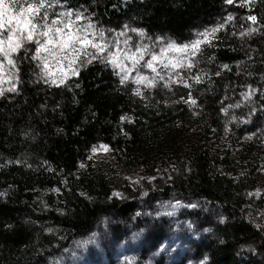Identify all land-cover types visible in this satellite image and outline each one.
Listing matches in <instances>:
<instances>
[{
  "label": "trees",
  "instance_id": "trees-1",
  "mask_svg": "<svg viewBox=\"0 0 264 264\" xmlns=\"http://www.w3.org/2000/svg\"><path fill=\"white\" fill-rule=\"evenodd\" d=\"M56 1L82 11L101 30L126 26L176 44L189 43L211 27L223 28L201 53L200 82L177 95L182 101L160 94L137 99L99 59L81 66L65 85H46L23 52L16 57V91L0 95V264H46L102 218L127 220L142 207L127 199L136 193L128 179L120 187L91 162L90 151L100 144L114 161L136 167L146 178L170 166L172 179L160 192L147 194L151 199L178 196L215 210L219 223L198 240L206 264H235L233 254L249 244L264 249V230L246 216V205L264 208V198L250 194L252 187L236 168L242 165L252 174L263 168L264 143L254 137L233 151L218 144L225 135L223 112L243 92L250 94L257 116L264 113V3ZM233 26L256 31L240 35ZM179 128L194 133L183 145L177 142Z\"/></svg>",
  "mask_w": 264,
  "mask_h": 264
},
{
  "label": "rangeland",
  "instance_id": "rangeland-1",
  "mask_svg": "<svg viewBox=\"0 0 264 264\" xmlns=\"http://www.w3.org/2000/svg\"><path fill=\"white\" fill-rule=\"evenodd\" d=\"M233 1L240 6L259 2L264 3V0ZM49 3L52 5L47 8L49 21L56 18V14L71 11L74 13L71 17L72 20H75V14L77 13L83 15L84 19L77 22L79 25L91 23L95 26L94 31L97 33L101 31L82 11L66 8L64 4L56 0H49ZM234 19L232 18L231 20L233 21ZM222 28L223 25L211 27L198 33L191 40L192 42L196 39H202L199 34L218 29L214 35L209 36V43L200 45V50L194 58L195 66L191 69L177 70L180 73V78L177 77L176 71L170 68L163 69L161 64L157 63L155 66L160 74L164 76L165 79L163 81H160L155 73L143 67V65L151 58V53H159L160 49L170 43V41L150 38L143 31L133 30L126 26L114 32L102 31L108 43L115 44V42H119L120 60L125 68L129 70V78L122 84L120 81L124 73L119 68L114 69L108 64L112 68L111 70L115 72L120 85L128 94L137 99L150 101L154 94L170 95L173 98H177V95L188 93L190 86L196 83L194 77H199L202 71V67L199 66L201 64L199 60H202V51L215 43L216 36ZM234 29L235 32H246L238 26L237 28L234 27ZM177 45L184 44L177 43ZM34 47L35 45L33 44L26 45L29 50ZM137 47H146L148 54H145L144 60L140 61L135 70H132L133 60L129 57L136 51ZM111 50L115 51L116 49L113 47ZM125 52L128 53L127 57L124 56ZM31 54V51H29L26 56L23 52L22 57L29 61L30 66L35 71L33 72L35 77L46 85L55 86L45 83L44 79H41L40 68L37 67L39 62L27 58ZM168 56L184 57L185 62H187V56L184 53L169 52ZM50 69L58 75V70L54 64L50 65ZM2 72L3 74L0 75V90L5 93L9 92L8 89L15 85L16 77L14 73H16V70L11 69L5 62ZM138 72L143 76L155 77L158 81L157 86L153 88L145 87L144 83L137 84L135 81L138 78ZM169 75L172 77L171 81L168 80ZM73 77L75 76L70 78ZM165 82L169 84V87L163 86ZM185 83L190 86L185 87ZM137 90L140 91L141 95L136 94ZM177 99L180 101L185 100L182 96ZM249 101L250 94H248V91L243 92L236 104L224 110L225 135L218 143L222 150L233 151L239 145V142L245 140L256 141V138L264 143V113L261 116H257V109ZM188 136L193 137L194 133L181 130V134L177 136L179 145H183ZM254 137L256 138L252 139ZM111 157L108 147L102 144L93 147L89 155L91 162L98 168L107 171L110 176L116 179L120 187L124 186L125 180L128 179L136 193L130 194L127 199L131 201L132 199L139 200L142 207L127 220H123L118 216L102 218L88 234L73 242L69 247L47 261L46 264H206L198 240L210 226L219 223L218 214L215 210H209L198 203L187 204L178 196L162 199L158 195L151 199L147 194L152 191L160 192L172 179L174 173L170 171V166H165V172H157L152 178H146L145 174L137 170L136 167L121 165ZM167 161L169 160L167 159ZM236 166L240 174L247 178L246 185L252 187L250 194L255 198H260L261 196L264 198V167L260 166L252 174L245 170L244 166ZM120 195H122L121 189L118 188L115 196L120 197ZM246 216L254 220L256 228L264 230L263 207H258L256 204H247ZM233 255L235 264H264V249L259 244H249L238 249L237 253Z\"/></svg>",
  "mask_w": 264,
  "mask_h": 264
},
{
  "label": "snow or ice",
  "instance_id": "snow-or-ice-1",
  "mask_svg": "<svg viewBox=\"0 0 264 264\" xmlns=\"http://www.w3.org/2000/svg\"><path fill=\"white\" fill-rule=\"evenodd\" d=\"M227 2L231 4L233 0H227ZM51 6L49 0H0V58H2L0 59V75L3 74L4 63L7 62L11 69L16 70L14 75L18 83L16 57L22 51L26 56L31 51L32 54L27 58L39 62L37 67L40 68L41 79H44L45 83L57 87L65 85L71 76L79 74L81 66L86 63L90 64L97 59L110 64L114 69L119 68L124 73L120 82L125 83L129 78V70L120 60L119 42L108 43L104 32L102 30L99 33L94 31L95 26L91 23L79 25L77 22L84 19L83 15L79 13L75 14V20L71 19L74 13L66 11L56 14V18L49 21L47 8ZM248 20L253 24L257 23L255 16H249ZM217 30L212 29L211 32L201 33L199 35L202 39H196L189 44L177 45L175 42H170L162 47L159 53H151V58L144 63L143 67L150 69L156 74V77H159L160 81H163L164 76L155 66L160 63L163 69L170 68L176 71L177 77L180 78V73L177 70L193 68L195 66L194 58L200 50V45L209 43V36L214 35ZM255 31V28H250L247 33H241V35H251ZM125 43L127 42L125 41ZM27 44H33L35 47L29 50L26 48ZM113 47H115V51L111 50ZM169 52L186 54L187 62L184 57L168 56ZM145 54H148L146 47H137L136 51L131 54L129 58L133 60L132 70H135L140 61L144 60ZM124 56L127 57L128 53L125 52ZM52 64L56 66L58 75L51 71L50 65ZM137 77L135 81L137 84L144 83L145 87L153 88L157 86L158 81L155 77L143 76L139 72ZM194 79L197 83L200 82L199 77H194ZM168 80H172L171 75L168 76ZM163 86L169 87V84L165 82ZM184 86L189 87L190 85L185 83ZM8 91H16L15 85ZM136 94L141 95L139 90ZM0 95H3V90H0ZM191 103L195 104L196 101L192 100Z\"/></svg>",
  "mask_w": 264,
  "mask_h": 264
}]
</instances>
